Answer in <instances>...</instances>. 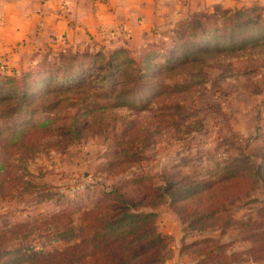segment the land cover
I'll return each mask as SVG.
<instances>
[{
  "label": "rangeland",
  "instance_id": "1",
  "mask_svg": "<svg viewBox=\"0 0 264 264\" xmlns=\"http://www.w3.org/2000/svg\"><path fill=\"white\" fill-rule=\"evenodd\" d=\"M203 15L154 30L147 59L142 49L72 47L134 67V105L91 113L109 100L80 76L49 80L74 71H55L63 54L52 48L0 67V264H264V29L236 35L254 39L243 47L218 30L171 41ZM24 71L27 81L7 83ZM252 163L260 173L243 174ZM182 179L213 186L183 202L165 191ZM125 203L156 216L105 227L115 216L101 214Z\"/></svg>",
  "mask_w": 264,
  "mask_h": 264
},
{
  "label": "crops",
  "instance_id": "2",
  "mask_svg": "<svg viewBox=\"0 0 264 264\" xmlns=\"http://www.w3.org/2000/svg\"><path fill=\"white\" fill-rule=\"evenodd\" d=\"M258 5L264 0H0V67H21L46 48L142 49L154 30L168 33L195 14Z\"/></svg>",
  "mask_w": 264,
  "mask_h": 264
},
{
  "label": "trees",
  "instance_id": "3",
  "mask_svg": "<svg viewBox=\"0 0 264 264\" xmlns=\"http://www.w3.org/2000/svg\"><path fill=\"white\" fill-rule=\"evenodd\" d=\"M263 8L260 6H256L254 8L248 9V8H241V9H226L223 10L221 13H206L204 14L200 20L196 21L195 24L189 22L184 23L181 27H179L177 30H174L172 33L173 35L171 38V41H175L177 44H181L187 40V38L191 41L198 42V39L202 41H206L208 39V36H205V33H209V36L213 34L216 30L218 31H224L229 32L231 35V40L228 44L232 47H243L244 45H247L249 42H254L252 38L250 39H236V35L240 34H247L250 32H253V35H256V32L254 30V27L260 26L261 29H264V15L262 14ZM262 10V11H260ZM252 30V31H251ZM167 35V34H166ZM164 35L163 39H169L171 36L167 37ZM254 38V37H253ZM264 39V36H263ZM246 40V41H245ZM158 41V40H155ZM248 41V42H247ZM158 43H163V41H158ZM149 45V44H147ZM157 50L156 44L153 42L151 44V47ZM202 47H199L200 49ZM150 48L142 49L139 52H142L141 57L144 59L148 58V53L150 52ZM154 50V49H153ZM58 53L63 54L59 61L54 64L55 71L59 68L63 67L64 69L70 67H74V71H56L54 74L49 75L47 78L49 80H55V84H57L56 80H62V78L68 76L66 74L72 75L69 81H77L74 80L77 76H80V79H84L83 82L84 85L89 84L90 87H98L100 88V91H96V95L99 97H104L109 100L107 103H100L96 107L91 108L89 111H99L104 110L107 108H114V107H123L128 105H134L137 104L142 98L139 97L135 87L132 84L134 72H136V69L134 67H124L123 62H125L122 59L117 60L115 56H109L108 58L104 57L101 53H95L92 54L90 52H82L77 53L76 51L72 50V47H65L63 49L58 50ZM70 52L69 54H66ZM65 53V54H64ZM137 53V54H136ZM132 58L137 59L139 58L138 52H132ZM132 61V60H131ZM87 64V67H84V65ZM31 74V71H24L20 74V77H9L7 80V83L9 80H16V81H27V78ZM96 85V86H92ZM25 97H28L27 94L24 95ZM244 161L247 160L245 157L243 159ZM236 159L232 161V163H235ZM2 167V165H0ZM260 166L254 165V163L251 164L249 168L243 169V174L252 173V172H259L260 173ZM229 168V166L227 167ZM234 172L231 174H228L227 177H224L221 180H224L228 177L233 178ZM191 179V178H189ZM3 179L2 181H4ZM192 180V179H191ZM2 181L0 182V185L2 184ZM186 181V182H183ZM188 179H182L179 182L175 183H169L168 186L165 188V191L169 192L171 191L172 195L179 197L180 201L187 202V200L193 197L197 198L198 191H195L197 189V186L200 184H205L202 187L204 189H209L213 186V182L210 181V179H203L201 181H190L187 184ZM179 186V187H178ZM186 187V190L189 191V193H184V188ZM194 189V190H193ZM181 191L182 195H177L178 192ZM3 195V194H2ZM4 197V195H3ZM175 199L174 201H176ZM127 203H125L124 206H113L107 209V213L105 215L101 214V218L103 220L106 218L107 215L111 213L112 216H115L114 218L107 219V222L104 223L105 227L110 226L113 227L114 225L118 224L119 222H123L125 217H132L135 219H139L142 217H149V216H156L155 211L146 212V213H139L130 211V208H127ZM130 206V205H128ZM118 211L121 212L118 214ZM219 212L217 210H209L206 213H203L202 216L204 218L207 217H213L217 216ZM102 221V220H101ZM138 221V220H136ZM215 224V221H212L210 223H205L204 225H201V228H205L208 226H212ZM193 227H198L196 225H193ZM99 230H97L98 232ZM97 234V233H96ZM58 236V235H57ZM132 252L128 255L129 258H135L136 255L135 252L131 249ZM134 252V253H133ZM82 254V252H81ZM91 254V253H90ZM90 254L85 253L82 256L84 259L86 257H89ZM116 258V257H113ZM128 259L125 261L127 262ZM205 259L201 258L198 261L203 262ZM71 261H69V264ZM197 264V263H194Z\"/></svg>",
  "mask_w": 264,
  "mask_h": 264
}]
</instances>
